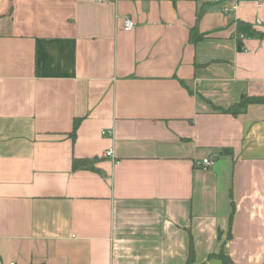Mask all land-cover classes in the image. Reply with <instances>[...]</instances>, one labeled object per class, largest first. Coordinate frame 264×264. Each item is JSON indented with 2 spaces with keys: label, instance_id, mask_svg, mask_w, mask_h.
I'll return each instance as SVG.
<instances>
[{
  "label": "crops",
  "instance_id": "crops-1",
  "mask_svg": "<svg viewBox=\"0 0 264 264\" xmlns=\"http://www.w3.org/2000/svg\"><path fill=\"white\" fill-rule=\"evenodd\" d=\"M244 95L264 0H0V264H263L264 104L216 111Z\"/></svg>",
  "mask_w": 264,
  "mask_h": 264
},
{
  "label": "trees",
  "instance_id": "trees-1",
  "mask_svg": "<svg viewBox=\"0 0 264 264\" xmlns=\"http://www.w3.org/2000/svg\"><path fill=\"white\" fill-rule=\"evenodd\" d=\"M170 1H172L173 3H176L178 0H170ZM191 1L198 2V0H191ZM198 20H199V17H198ZM236 30H237L236 32L238 34V37H240L241 35H243L244 37H254V36L259 34L257 32V30H255V28L253 27V25L251 23H248V22H245L242 20H238L236 22ZM203 39H205V35L200 34L198 32L197 27H195L191 30L190 41L192 43H197L199 41H202ZM240 43L241 42L239 41L238 49L241 51V50H243V47L241 46ZM255 104L256 105L264 104V97L244 95V96H242L239 103L231 106L228 109L216 108V111H221L223 113L230 114L234 117H238L240 115L245 114L250 105H255ZM78 127H79V121H76L74 123V133H73L74 137L76 135V131H77ZM79 165H80V162L76 160L74 162V167L78 168ZM232 217H233V212L231 215V219H232ZM210 257L220 260L223 264H236L233 261V259L230 257V255H228L224 250H221L220 252H218L216 254H212ZM185 264H196L195 251H194L192 246L190 248L188 260Z\"/></svg>",
  "mask_w": 264,
  "mask_h": 264
},
{
  "label": "built area",
  "instance_id": "built-area-1",
  "mask_svg": "<svg viewBox=\"0 0 264 264\" xmlns=\"http://www.w3.org/2000/svg\"><path fill=\"white\" fill-rule=\"evenodd\" d=\"M99 1H103V0H99ZM226 11H228V10L226 9ZM135 27H136V24L131 18H126L124 20V30L125 31H132V30L135 29ZM240 38L243 39L244 36L241 35ZM109 133H110V135H113V132H109ZM105 156H106V158H110L113 161L116 160L115 152H114L113 148L109 149L105 153ZM212 165H214V160L212 158H207V159L203 160L202 163L199 166L203 167V168H208V167H210ZM11 264H15V263H11Z\"/></svg>",
  "mask_w": 264,
  "mask_h": 264
}]
</instances>
